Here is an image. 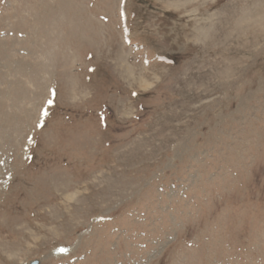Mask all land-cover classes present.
Instances as JSON below:
<instances>
[{
	"label": "rangeland",
	"instance_id": "1",
	"mask_svg": "<svg viewBox=\"0 0 264 264\" xmlns=\"http://www.w3.org/2000/svg\"><path fill=\"white\" fill-rule=\"evenodd\" d=\"M33 259L264 264V0H0V264Z\"/></svg>",
	"mask_w": 264,
	"mask_h": 264
},
{
	"label": "water",
	"instance_id": "2",
	"mask_svg": "<svg viewBox=\"0 0 264 264\" xmlns=\"http://www.w3.org/2000/svg\"><path fill=\"white\" fill-rule=\"evenodd\" d=\"M27 264H39V260L35 259V260L28 262Z\"/></svg>",
	"mask_w": 264,
	"mask_h": 264
}]
</instances>
